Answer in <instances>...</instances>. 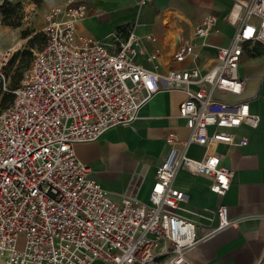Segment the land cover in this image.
<instances>
[{
	"label": "built area",
	"instance_id": "obj_1",
	"mask_svg": "<svg viewBox=\"0 0 264 264\" xmlns=\"http://www.w3.org/2000/svg\"><path fill=\"white\" fill-rule=\"evenodd\" d=\"M85 13L84 1L48 9L44 42L15 87L5 73L15 52L0 50V88L12 96L0 114V258L4 264H189L187 253L203 238L196 237L195 222L178 213L186 193L174 180L184 171L209 179L217 194L230 187L234 170L222 163L219 146L244 144L237 129L259 122L242 97L248 79L239 65L252 44L264 47V0L233 4V36L203 72L196 66L161 72L156 54L146 67L138 62L143 50L133 30L106 44L77 31ZM214 22L213 15L201 19L193 41L178 43L173 61L198 59L195 48ZM163 87L184 92L179 115L189 135L165 138L167 153L147 202L130 193L115 202L74 147L132 122ZM192 144L203 148L201 157L187 155ZM215 213V231L235 225L224 204Z\"/></svg>",
	"mask_w": 264,
	"mask_h": 264
},
{
	"label": "crops",
	"instance_id": "obj_2",
	"mask_svg": "<svg viewBox=\"0 0 264 264\" xmlns=\"http://www.w3.org/2000/svg\"><path fill=\"white\" fill-rule=\"evenodd\" d=\"M84 1L86 13L77 31L111 44L115 36L124 39L129 31L141 39L143 56L138 62L148 67V56L156 54L155 64L161 72L169 68H210L219 47L226 46L235 26L230 11L240 0H43L46 6ZM213 15L211 31L195 48L198 59L178 64L173 54L180 41H193V28L205 16ZM6 31L0 28V35ZM154 38L153 41L146 39ZM8 39L0 49L13 48ZM245 50L239 74L247 77L243 98L252 113L259 116L254 128L242 125L234 147L219 146L222 163L234 170L230 187L224 194L213 192L209 179L178 172L174 185L186 193L178 213L193 220L195 234L203 240L187 253L189 264H264V51L256 43ZM262 50V53H261ZM224 100L235 96L222 94ZM185 99L180 90H158L128 124L115 125L95 141L76 144V157L88 165L109 198L120 202L126 193L148 201L155 170L167 153L165 138L175 135L183 140L189 135L179 106ZM203 148L191 145L187 155L201 157ZM224 204L234 226L215 231L216 207ZM0 264H4L0 258Z\"/></svg>",
	"mask_w": 264,
	"mask_h": 264
},
{
	"label": "rangeland",
	"instance_id": "obj_3",
	"mask_svg": "<svg viewBox=\"0 0 264 264\" xmlns=\"http://www.w3.org/2000/svg\"><path fill=\"white\" fill-rule=\"evenodd\" d=\"M55 6L44 5L43 0H0V28L6 31L0 35V44H6L8 39L16 43L9 49L15 53L5 68L11 86L18 84L25 75L34 52L44 40V15ZM6 98L9 96L2 92L1 87L0 114L8 103ZM23 247L24 239L20 237L16 242V249L21 250Z\"/></svg>",
	"mask_w": 264,
	"mask_h": 264
},
{
	"label": "trees",
	"instance_id": "obj_4",
	"mask_svg": "<svg viewBox=\"0 0 264 264\" xmlns=\"http://www.w3.org/2000/svg\"><path fill=\"white\" fill-rule=\"evenodd\" d=\"M43 42H44V40H43ZM43 42L41 43V45L43 44ZM41 45H40V46H41ZM40 46H39V47H40ZM10 62H11V61H10ZM9 83H10V77H9ZM16 85H17V84H16ZM16 85H15V86H16ZM10 86H11V85H10ZM15 86H11V87H15ZM5 94H6L7 96H9V98H6V99L8 100V103H7V105H8V104L10 103L11 99H12V96H11V94H9V93H5ZM7 105H6V106H7ZM6 106H5V107H6ZM5 107H4V108H5Z\"/></svg>",
	"mask_w": 264,
	"mask_h": 264
}]
</instances>
